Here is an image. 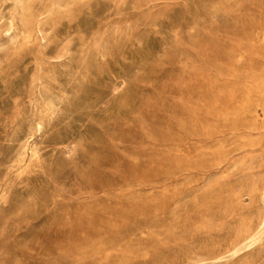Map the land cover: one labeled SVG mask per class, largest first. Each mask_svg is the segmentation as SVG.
Here are the masks:
<instances>
[{
    "label": "rangeland",
    "instance_id": "374dc122",
    "mask_svg": "<svg viewBox=\"0 0 264 264\" xmlns=\"http://www.w3.org/2000/svg\"><path fill=\"white\" fill-rule=\"evenodd\" d=\"M0 264H264V0H0Z\"/></svg>",
    "mask_w": 264,
    "mask_h": 264
}]
</instances>
